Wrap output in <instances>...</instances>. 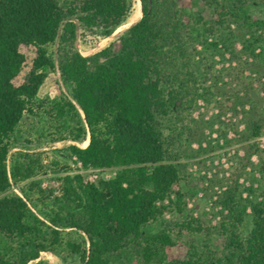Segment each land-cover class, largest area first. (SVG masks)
<instances>
[{"label": "trees", "instance_id": "obj_1", "mask_svg": "<svg viewBox=\"0 0 264 264\" xmlns=\"http://www.w3.org/2000/svg\"><path fill=\"white\" fill-rule=\"evenodd\" d=\"M250 1L235 0L240 5ZM138 2L141 18L118 37L117 53L109 46L82 57L74 46L77 25L107 39L131 17L135 0H0V236L22 249L36 248L29 261L44 249L33 243L36 237L28 225L26 204L7 193L11 183L32 179L38 162L20 154L8 175L7 141L32 111L40 85L54 71L45 49L55 44L58 72L70 93L52 114L57 121L68 116L73 122L61 141L84 143L88 138L85 149L70 146L65 151L83 170L116 169L117 175L88 185L80 176L59 179L61 197L54 203L61 207L54 221L47 220L58 229L80 234L79 242L64 244L79 264H109L112 256L126 249L140 250L142 264H150L154 257L151 241L142 237L141 229L158 219L163 208L157 204L172 195L178 181L173 161L187 132L185 114L201 95L191 69L195 52L185 47L186 26L167 21L160 0ZM29 47L38 53L28 81L6 95V87L21 70L18 52ZM163 124L165 129L167 124L171 127L168 136L163 135ZM250 127L251 139L258 138L260 127ZM51 167L55 173L68 172L57 162ZM36 192L40 201L47 199L44 192ZM223 197L229 219L240 226L245 207L239 204L238 192ZM181 205L182 196L177 195L172 206L181 213ZM251 213L254 225L246 243L233 235L222 264H264V211L252 207ZM51 232L54 245L61 246L60 232ZM152 242L160 251L172 245L167 236Z\"/></svg>", "mask_w": 264, "mask_h": 264}, {"label": "rangeland", "instance_id": "obj_2", "mask_svg": "<svg viewBox=\"0 0 264 264\" xmlns=\"http://www.w3.org/2000/svg\"><path fill=\"white\" fill-rule=\"evenodd\" d=\"M160 5L167 21L178 20L188 30L185 47L195 52L191 69L201 97L185 114L187 132L173 161L178 181L172 195L157 204L163 211L156 221L142 227L141 233L151 241L154 257L150 264H222L229 254V239L234 235L244 244L252 232V207L264 211V0L245 5L235 0H160ZM139 20L135 19L134 5L131 17L107 39L77 25L75 49L82 57L109 46L117 53L118 37ZM45 50L53 60L54 71L40 85L32 111L8 138L5 159L8 175L20 154L38 162L36 175L18 184L10 182L7 195H16L26 204L28 225L36 237L33 243L44 250L29 261L36 248L22 249L17 242L0 236V264H79L78 257L69 254L64 244L66 240L79 242L80 234L58 229L48 221L55 220L61 207L54 203L61 197L59 179L80 176L88 185L111 181L117 175L116 169L83 170L76 159L68 157L66 148L85 149L88 138L84 143L61 141L73 122L68 116L57 121L52 109L69 96L70 87L58 72L57 45ZM37 53L34 47L19 50L21 70L6 87V95L28 81ZM252 125L261 129L256 139H251ZM166 128L163 124L164 136L171 127L167 124ZM55 162L67 167L68 172L55 173L51 167ZM31 185L36 189L32 191ZM36 190L44 192L47 199L40 201ZM227 192H238L239 204L245 207L240 226L231 222L222 204ZM177 195L182 196L181 213L172 206ZM51 231L60 232L61 246L54 245ZM161 236H167L172 245L160 251L152 241ZM133 251L126 249L112 256L109 264H142L140 250Z\"/></svg>", "mask_w": 264, "mask_h": 264}, {"label": "bare ground", "instance_id": "obj_3", "mask_svg": "<svg viewBox=\"0 0 264 264\" xmlns=\"http://www.w3.org/2000/svg\"><path fill=\"white\" fill-rule=\"evenodd\" d=\"M140 18H141V8H140V3H139L137 0H135V19H136V21H137V20H139ZM83 146H84L83 148H85V147L87 146V143H84Z\"/></svg>", "mask_w": 264, "mask_h": 264}]
</instances>
